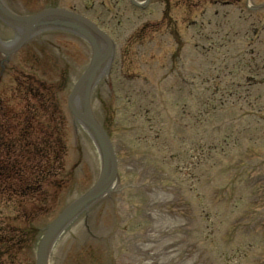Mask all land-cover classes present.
<instances>
[{
	"label": "rangeland",
	"instance_id": "rangeland-1",
	"mask_svg": "<svg viewBox=\"0 0 264 264\" xmlns=\"http://www.w3.org/2000/svg\"><path fill=\"white\" fill-rule=\"evenodd\" d=\"M3 1L18 15L49 5L71 9L118 45L111 71L117 100L109 77L99 75L108 57L92 79L90 106L109 130L120 175L60 236L49 264H264V74L253 76L248 94L224 89L214 95L212 83L217 68L222 76L223 65H230L220 58L244 50L241 55L249 58L245 42L234 40L245 39L252 21L260 19L240 13L252 1L188 0L184 7L179 0H134V6L130 0ZM31 37L8 61L0 55V95H8L4 101L16 111L21 107L13 90L19 82L34 91L37 79L53 87L65 126L67 181L63 189L46 187L53 207L31 225L38 239L13 264H35L45 227L101 171L99 151L67 102L93 59L90 45L53 24L39 25ZM0 39H15L2 21ZM29 75L36 80L27 81ZM229 76L240 78L236 72ZM86 95L85 90L78 98L81 108ZM18 122L25 129L33 124ZM210 147H216L212 153ZM5 207L0 212L6 215ZM13 223L25 227L23 220Z\"/></svg>",
	"mask_w": 264,
	"mask_h": 264
},
{
	"label": "trees",
	"instance_id": "trees-1",
	"mask_svg": "<svg viewBox=\"0 0 264 264\" xmlns=\"http://www.w3.org/2000/svg\"><path fill=\"white\" fill-rule=\"evenodd\" d=\"M7 128L0 127V152L4 154L2 157L0 153V196H10L9 199L20 200V204L30 200V204L38 202L41 206L37 192L40 193L41 185L60 171L63 150L55 148L51 156L50 143L44 138L31 141L22 138L14 144ZM43 204L46 208L45 200Z\"/></svg>",
	"mask_w": 264,
	"mask_h": 264
},
{
	"label": "water",
	"instance_id": "water-1",
	"mask_svg": "<svg viewBox=\"0 0 264 264\" xmlns=\"http://www.w3.org/2000/svg\"><path fill=\"white\" fill-rule=\"evenodd\" d=\"M41 16L28 19L27 20L29 22L28 25H30V27H32ZM88 26L93 28V26H91V25H88ZM9 52L10 51H6V54ZM94 66L95 65H92L90 67V69L85 73V75L81 78V80L78 82V84L74 88L73 93L70 97L71 101L73 100L75 95L78 93L81 86H83L86 83V81L90 78V74H91ZM76 113L79 116L78 118H80L83 122H85L90 127V129L98 136L99 141L103 145L106 153L108 154L109 157H111V159L113 161V166L111 169L110 176L105 182H100L95 187V189H93L87 195H85L83 198H81L80 200H78L77 202L72 204L70 207H68L62 213V215L50 227H48L47 232L44 235L42 242L40 244V247H39L38 263L37 264H45V252H46V248H47L48 244L61 232V230L64 228V226L71 220V218L79 211V209L81 207L86 206L87 204L91 203L92 201H94L97 197H99L102 194V192L105 190L108 183L113 179V177L115 175V165H114V160H113V154H112L109 142H108L105 134L103 133L101 128L98 126V124L92 118V116L90 114L86 116V115L79 114L78 112H76ZM107 171H108L107 162H104L103 174L106 175Z\"/></svg>",
	"mask_w": 264,
	"mask_h": 264
},
{
	"label": "flooded vegetation",
	"instance_id": "flooded-vegetation-1",
	"mask_svg": "<svg viewBox=\"0 0 264 264\" xmlns=\"http://www.w3.org/2000/svg\"><path fill=\"white\" fill-rule=\"evenodd\" d=\"M181 3L184 4L185 3V0H181Z\"/></svg>",
	"mask_w": 264,
	"mask_h": 264
},
{
	"label": "bare ground",
	"instance_id": "bare-ground-1",
	"mask_svg": "<svg viewBox=\"0 0 264 264\" xmlns=\"http://www.w3.org/2000/svg\"><path fill=\"white\" fill-rule=\"evenodd\" d=\"M104 48H105V46H104ZM103 49V48H102ZM101 72H103L102 70H101ZM102 74V73H101Z\"/></svg>",
	"mask_w": 264,
	"mask_h": 264
}]
</instances>
